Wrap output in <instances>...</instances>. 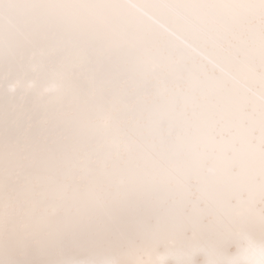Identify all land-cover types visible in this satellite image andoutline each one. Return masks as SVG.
Instances as JSON below:
<instances>
[{
  "label": "snow or ice",
  "instance_id": "snow-or-ice-1",
  "mask_svg": "<svg viewBox=\"0 0 264 264\" xmlns=\"http://www.w3.org/2000/svg\"><path fill=\"white\" fill-rule=\"evenodd\" d=\"M0 264H264V0H0Z\"/></svg>",
  "mask_w": 264,
  "mask_h": 264
}]
</instances>
